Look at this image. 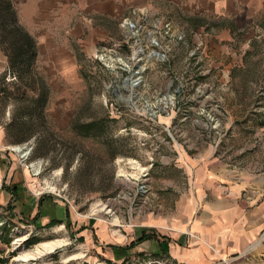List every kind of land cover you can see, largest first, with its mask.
<instances>
[{
	"label": "rangeland",
	"instance_id": "1",
	"mask_svg": "<svg viewBox=\"0 0 264 264\" xmlns=\"http://www.w3.org/2000/svg\"><path fill=\"white\" fill-rule=\"evenodd\" d=\"M199 24L131 7L72 40L64 71L50 55L19 76L0 48V264H182L165 251L112 260L94 223L149 239L138 222L190 205L213 160L264 181V35L219 43ZM30 195L62 218L41 225Z\"/></svg>",
	"mask_w": 264,
	"mask_h": 264
},
{
	"label": "crops",
	"instance_id": "2",
	"mask_svg": "<svg viewBox=\"0 0 264 264\" xmlns=\"http://www.w3.org/2000/svg\"><path fill=\"white\" fill-rule=\"evenodd\" d=\"M11 1L19 22L36 42V57L41 60L50 55L58 57L55 62L61 65L55 68L58 71L68 70L62 66L68 64L72 40L87 37L89 34L85 31L94 28L95 23L119 19L131 7L153 12L173 9L189 16L194 23L203 22L196 30L206 26L213 31L208 34L209 38L219 43L230 44L236 36L247 41L264 35V0ZM2 135L0 126V140ZM5 148L8 146L0 141V153H4ZM198 170L197 190L191 197H184L192 200L190 205L179 206L178 201L166 215L160 212L161 215H148L143 222L137 221L143 227L155 228L151 229L149 239L146 237L131 245L135 237L144 233L143 228L135 225L127 229L126 237L113 238L102 223H94L99 244L117 245L107 251V256L120 261L135 253L162 255L165 251L174 262L182 264H264V194H261L264 181L240 179L234 169L219 160L207 162ZM3 176L0 174V178ZM23 199L26 200L25 195L19 197L24 203ZM29 200L27 210L32 211V215L39 212L41 225L64 214L65 208L59 202L45 197L37 201L33 195ZM24 207L26 204L21 211ZM180 243H185L186 247Z\"/></svg>",
	"mask_w": 264,
	"mask_h": 264
},
{
	"label": "trees",
	"instance_id": "3",
	"mask_svg": "<svg viewBox=\"0 0 264 264\" xmlns=\"http://www.w3.org/2000/svg\"><path fill=\"white\" fill-rule=\"evenodd\" d=\"M11 0H0V48L7 55L8 68L20 76L36 59V42L16 21Z\"/></svg>",
	"mask_w": 264,
	"mask_h": 264
},
{
	"label": "bare ground",
	"instance_id": "4",
	"mask_svg": "<svg viewBox=\"0 0 264 264\" xmlns=\"http://www.w3.org/2000/svg\"><path fill=\"white\" fill-rule=\"evenodd\" d=\"M133 85H134V83L132 84V86H133ZM137 167H138V166H137ZM139 168H140V166H139ZM103 208H104V207H102L101 209H103ZM54 245H55V244H52V243H51V244H48V243L46 244V243H45V246L47 247L48 250H49V249L52 250V248L54 247Z\"/></svg>",
	"mask_w": 264,
	"mask_h": 264
},
{
	"label": "built area",
	"instance_id": "5",
	"mask_svg": "<svg viewBox=\"0 0 264 264\" xmlns=\"http://www.w3.org/2000/svg\"><path fill=\"white\" fill-rule=\"evenodd\" d=\"M211 248L213 249V247L211 246Z\"/></svg>",
	"mask_w": 264,
	"mask_h": 264
}]
</instances>
